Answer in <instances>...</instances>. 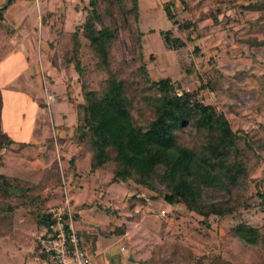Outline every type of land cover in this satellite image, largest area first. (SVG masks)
Segmentation results:
<instances>
[{"label":"trees","instance_id":"obj_1","mask_svg":"<svg viewBox=\"0 0 264 264\" xmlns=\"http://www.w3.org/2000/svg\"><path fill=\"white\" fill-rule=\"evenodd\" d=\"M13 1L5 0L6 6ZM175 1L182 11L191 12L187 0L162 3L171 27L158 33L167 51L182 49L186 42L200 38L197 23L204 17L173 20ZM220 2L228 3L242 15H255L247 31H252L253 26L264 30V0ZM111 3L135 26L138 0H88L86 6L81 3L74 8L84 15L73 31L57 33L50 59L53 66L58 59V68L73 69L80 94V101L74 106L79 110L76 124L64 131L69 144L77 150L67 168L75 172V161L86 156L87 175L108 173L107 186L131 183L138 191L152 194L169 207L174 218L176 213L183 214L177 212L181 206L205 228L229 219L230 237L256 254L259 264H264V221L254 226L242 220L239 213L254 206L252 199L264 210L263 181L254 176L257 170H264V123H255L248 131L233 130L225 114L214 104L205 102L204 93L216 95L223 91L220 85L223 77L214 65L211 77L200 79L194 90L176 86L168 76L152 78L142 50L144 34L133 26L136 53L124 60L114 34ZM219 14L216 8L208 11L205 18H210L211 26H217ZM180 34L185 37L181 39ZM237 42L249 49L264 47V39L255 36L239 37ZM9 145V138L0 135V149ZM73 185L74 180H70L68 188ZM59 188V178L52 177L47 170L40 182L0 174V239L12 233L13 216L19 209L30 225L47 228L50 219L45 211ZM11 189L17 191V197L10 194ZM146 198L130 195L128 210L133 212L137 206L143 207ZM171 226L168 221H161L157 232L164 242L157 249L168 251L169 257L178 254L191 264H232L218 254L194 257L189 248L168 238ZM124 230L121 225L114 227L113 232L123 235ZM77 235L80 237L79 232ZM28 257H36L38 261L44 258L37 243Z\"/></svg>","mask_w":264,"mask_h":264},{"label":"rangeland","instance_id":"obj_2","mask_svg":"<svg viewBox=\"0 0 264 264\" xmlns=\"http://www.w3.org/2000/svg\"><path fill=\"white\" fill-rule=\"evenodd\" d=\"M245 1L235 0L237 4ZM27 2L29 4L17 15L11 7L9 9V5L6 6L5 0H0V135L7 136L11 141V145L0 149V174L40 182L47 170L52 177H58L60 190L48 207L59 201V193L65 186L73 204L86 210L80 217L77 213L75 215V226L84 229L82 236L86 242L80 238L81 245L87 253H91L89 247L95 244L109 255V264H141L140 260L148 259L154 260L152 264H191L178 254L169 257L168 251L163 253L157 249L164 243L157 236L160 222L164 220L172 224L168 238L189 248L194 257L218 254L232 264H259L256 254L230 237L231 220L211 223L205 228L181 206L177 207V212L183 214L176 213L175 218L170 216V208L158 200L165 211L164 217H158L153 213L156 207L149 205L142 211L130 212L127 206L130 195L152 194L138 191L131 183L112 184L106 190L110 175L105 172H97L96 176L87 175L86 156L75 161V172L67 168L70 157L76 155L77 150L69 144L65 132L76 124L79 110L74 106L80 101V94L73 69L58 68L55 57L54 67L50 59L57 33L73 31L84 15L74 8L80 7L81 3L86 6L88 0ZM162 3L160 0H138L139 15L135 26L115 3L109 5L121 57L128 60L136 53L132 30L136 27L144 34L142 50L152 78L168 76L176 86L194 90L200 79L211 77L214 65L223 77L220 82L223 91L216 95L204 93L205 102L222 111L233 130L248 131L255 127V123H264V47L249 49L237 42L239 37L246 35L264 39L263 29L253 26L252 31H247L255 15H242L220 0H187L191 12H186L175 1L173 20L179 22L204 17L197 23L200 38L186 42L182 49L167 51L158 33L171 27V22L162 11ZM216 8L220 11L217 17L220 24L211 26L210 18L205 17L208 11ZM9 12L13 15L12 21L4 16ZM38 16L44 21L41 22ZM46 21L47 24L44 23ZM179 36L183 39L185 34ZM194 49H197L196 52ZM148 56L152 59L148 60ZM34 65L38 66L32 78L36 86L33 92H29L24 89V82L28 81L29 68ZM60 126L63 129L60 130ZM65 176L67 179H64ZM254 176L261 177L264 185V170H257ZM70 180L75 182L70 188L72 192L68 188ZM113 191L115 195L111 194ZM123 194L125 197L121 201L116 195ZM251 202L253 207L239 211L240 218L260 226L264 221V210L256 206L255 199ZM9 203L15 204L14 200H9ZM95 211L109 220L115 218L118 227L124 225L125 235L114 233L116 226L112 224L104 233L98 231L101 222L94 218ZM13 222L12 233L0 239V264H33V257L30 259L28 253L37 243L36 235L40 229L29 224L22 209L15 212ZM120 246L125 249L124 254L118 253ZM129 256L138 263L127 261Z\"/></svg>","mask_w":264,"mask_h":264},{"label":"built area","instance_id":"obj_3","mask_svg":"<svg viewBox=\"0 0 264 264\" xmlns=\"http://www.w3.org/2000/svg\"><path fill=\"white\" fill-rule=\"evenodd\" d=\"M51 99V97H48ZM61 184L64 181L61 178ZM76 208L68 195L65 186L61 188L60 199L56 204L47 207L45 214L50 223L47 228H41L36 235L39 251L44 255L38 264H95L86 250L81 246L80 238L75 228ZM158 217H164V209L157 211ZM119 252L123 247L118 248Z\"/></svg>","mask_w":264,"mask_h":264},{"label":"crops","instance_id":"obj_4","mask_svg":"<svg viewBox=\"0 0 264 264\" xmlns=\"http://www.w3.org/2000/svg\"><path fill=\"white\" fill-rule=\"evenodd\" d=\"M38 0H35V4H37L36 2H37ZM161 1V3L162 2H164L165 0H160ZM29 4V2H27L26 0H19V1H17V2H14V3H12L11 5H9V9H10V7H11V9H12V11H13V13H16L17 15L19 14V12H20V10L23 8V7H25V6H27ZM161 5V4H160ZM4 16H5V18H7V19H9V20H11L12 21V18H13V15H12V13H10L9 12V14H4ZM39 17V16H38ZM17 18H19V19H21L22 18V16H17ZM41 17H39V19H40ZM40 21H41V19H40ZM42 22V21H41ZM45 24H47L48 22L46 21V22H44ZM46 44V43H45ZM44 44V45H45ZM43 45V46H44ZM41 47V50L42 51H44V47ZM37 68H38V66L36 65H34V66H32V67H30L29 68V79H28V81H26V82H24V89L25 90H27V91H29V92H33V90L35 89V86H36V82L32 79V78H34L35 76V73H36V71H37ZM34 74V75H33ZM15 173V172H14ZM96 174H97V172L95 173V176H96ZM115 184H118V183H115ZM119 184H121V183H119ZM112 185V184H111ZM111 185H108V186H106V190H108L109 188H110V186ZM73 191V189H70V192H72ZM114 193V191L113 192H111V194H113ZM134 193H135V191H134ZM113 195H115V194H113ZM141 195H145V194H143V193H141ZM121 201L124 199V197H125V195L123 194L122 196L121 195H116ZM138 196V195H137ZM102 197V196H101ZM72 203H73V201H72ZM74 206H75V208H76V211H77V214L79 215L78 217H80V215L84 212V211H86V210H81L80 208H77L78 206L76 205V204H73ZM152 206V207H156V210L155 211H153V213H155V214H157V211L159 210V209H161V207H163L155 198H153L152 196H150V195H147V198H146V203H145V205L143 206V207H140V206H137L136 208H134V213L135 212H139V211H142L141 209H145V207L146 206ZM90 211H91V209H90ZM94 214V218H96L99 222H101L100 223V225H99V227L97 228V230L98 231H100V232H102V233H104L105 231H107V230H109V227H110V225L112 224V225H114V226H116V227H118V224H117V220L114 218H111L110 220L105 216V215H101V213H99L98 211L96 212H94L93 213ZM125 216H128V214L127 215H125ZM114 217H116V215H114ZM117 218V217H116ZM76 221L77 220H75V223H76ZM75 228L77 229V231L79 232V234H80V237L79 238H82L83 239V241L84 242H86V240H85V237L83 238V234H82V230H84V229H80V228H77L76 226H75ZM101 233V234H102ZM125 233H126V231L124 230V234L123 235H125ZM90 250H91V253H88L89 254V256L91 257V259H92V261L95 263V264H109L110 262H111V260L109 259V255L108 254H105L104 252H103V250L102 249H100V248H97L96 246H95V244L94 245H90ZM118 253L119 254H124L125 253V249L123 248V251L122 252H119L118 251ZM129 259H132L130 256L128 257V259H127V261H129ZM133 260V259H132ZM140 261H143V260H140ZM131 263H138V261H133V262H131Z\"/></svg>","mask_w":264,"mask_h":264},{"label":"water","instance_id":"obj_5","mask_svg":"<svg viewBox=\"0 0 264 264\" xmlns=\"http://www.w3.org/2000/svg\"><path fill=\"white\" fill-rule=\"evenodd\" d=\"M10 194H11V195H14V196H17V195H18V194H17V191H16L15 189H11V190H10ZM129 261L133 262L132 259H129Z\"/></svg>","mask_w":264,"mask_h":264}]
</instances>
